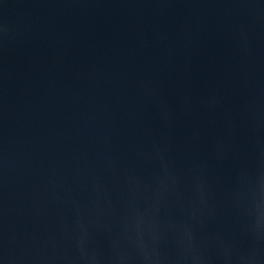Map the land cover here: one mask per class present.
I'll use <instances>...</instances> for the list:
<instances>
[{"label":"water","instance_id":"1","mask_svg":"<svg viewBox=\"0 0 264 264\" xmlns=\"http://www.w3.org/2000/svg\"><path fill=\"white\" fill-rule=\"evenodd\" d=\"M0 264H264V0H0Z\"/></svg>","mask_w":264,"mask_h":264}]
</instances>
